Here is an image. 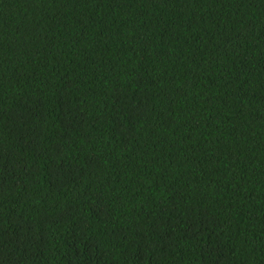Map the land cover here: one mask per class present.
Listing matches in <instances>:
<instances>
[{
	"label": "trees",
	"instance_id": "1",
	"mask_svg": "<svg viewBox=\"0 0 264 264\" xmlns=\"http://www.w3.org/2000/svg\"><path fill=\"white\" fill-rule=\"evenodd\" d=\"M0 264H264V0H0Z\"/></svg>",
	"mask_w": 264,
	"mask_h": 264
}]
</instances>
